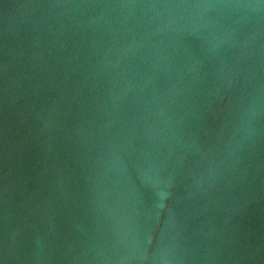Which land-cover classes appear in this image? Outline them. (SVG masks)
Here are the masks:
<instances>
[{"label":"water","instance_id":"obj_1","mask_svg":"<svg viewBox=\"0 0 264 264\" xmlns=\"http://www.w3.org/2000/svg\"><path fill=\"white\" fill-rule=\"evenodd\" d=\"M0 264H264V0H0Z\"/></svg>","mask_w":264,"mask_h":264}]
</instances>
